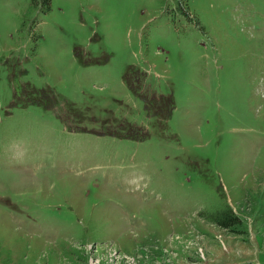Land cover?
<instances>
[{"label": "rangeland", "instance_id": "obj_1", "mask_svg": "<svg viewBox=\"0 0 264 264\" xmlns=\"http://www.w3.org/2000/svg\"><path fill=\"white\" fill-rule=\"evenodd\" d=\"M245 262L264 0H0V264Z\"/></svg>", "mask_w": 264, "mask_h": 264}, {"label": "trees", "instance_id": "obj_2", "mask_svg": "<svg viewBox=\"0 0 264 264\" xmlns=\"http://www.w3.org/2000/svg\"><path fill=\"white\" fill-rule=\"evenodd\" d=\"M129 85H131V83ZM161 96H162L161 97L162 100L164 102L167 101L169 103L170 107L167 110V112L165 113V116L161 115V113H159L158 110L155 111V115L160 116L163 120H167L170 117L173 109L175 108V104H174V100H173L172 97L171 98H166L163 95H161ZM144 102H145L146 110L149 113L150 110H152L151 103L147 99H145ZM146 135L147 134L144 135V138H146ZM144 138H141V139H144ZM219 223L223 227H226L228 229H232L234 227H237V224H239V219L233 213L228 212V213L223 215V217L219 220ZM242 264H261V263L245 262V263H242Z\"/></svg>", "mask_w": 264, "mask_h": 264}]
</instances>
